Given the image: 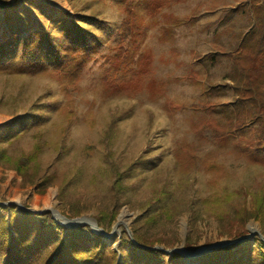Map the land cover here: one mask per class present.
<instances>
[{"label":"rangeland","instance_id":"374dc122","mask_svg":"<svg viewBox=\"0 0 264 264\" xmlns=\"http://www.w3.org/2000/svg\"><path fill=\"white\" fill-rule=\"evenodd\" d=\"M13 1L0 0V41L12 35L6 23L9 11L23 38L34 28L46 29L55 17L70 19L76 12L92 9L85 8L88 0H15L12 11L8 3ZM252 1L179 0L147 17L148 35L136 53L134 67L145 66L138 62L145 57L150 68L143 89L135 96L105 99L101 89L104 65L90 62L78 89L71 91L75 116L67 120L57 110L44 109L49 114L41 126L46 143L36 162L28 161L27 156L39 129L0 144V150L21 163L24 171L21 175L16 165L0 161V202L24 210L51 206L69 218L95 220L108 233L116 226L111 237L101 235L118 253V262L121 237L134 229L166 250L184 246L190 251L253 233L249 240L232 245L231 260H238L248 250L256 252L257 236L264 239V222L252 215L250 191L264 183V166L220 149L210 129L200 140L190 128L193 119L216 115L205 104L229 105L239 96L230 77L228 54L252 28ZM263 5V0L257 1V6ZM103 9L109 22H119L116 9ZM115 42L116 35H107L100 48L109 51L108 45ZM217 52L222 54L215 63L200 59ZM159 84L164 85L161 94L156 93ZM54 99L63 102L65 95L48 77L0 74V131L18 112L24 114L34 104L38 107L39 102L49 104ZM183 140L196 141L203 153H218L219 161L230 170L225 186L243 191L225 208L224 219L203 208L202 199L210 193L209 176L201 170L188 177L178 173L174 148ZM120 176L122 189L116 185ZM45 178L47 188L41 193L35 188ZM157 188L170 194L162 198L155 194ZM152 196L148 209L152 214L159 212L161 204L168 208L174 204L170 220L161 215L147 223L144 209ZM242 244L244 250H236ZM200 257L183 256L180 264H198Z\"/></svg>","mask_w":264,"mask_h":264},{"label":"trees","instance_id":"16d2710c","mask_svg":"<svg viewBox=\"0 0 264 264\" xmlns=\"http://www.w3.org/2000/svg\"><path fill=\"white\" fill-rule=\"evenodd\" d=\"M176 1L179 0H88L85 8L91 6L90 12H76L70 19L55 17L46 29L34 28L23 38L14 21L15 15L9 11L6 23L12 35L0 41V74L48 77L58 83L65 100L54 99L49 104L39 102L38 107L34 104L24 114L18 112L0 131V144L39 129L34 133L36 141L27 156L28 161L36 162L46 143L41 126L49 114L44 109L57 110L59 116L67 120L75 116L71 91L78 89L82 73L90 62L104 65L101 89L105 99L137 95L143 89L150 68L145 57L138 61L145 66L134 67L136 53L148 35L146 19ZM257 1H252L251 30L240 38L237 49L228 54L232 60L230 77L236 84L238 98L229 105L205 104L206 109L216 115L193 119L190 128L200 140L205 138L206 129H210L220 149L245 158L249 164L264 166V5L257 6ZM93 2L97 6L92 5ZM16 3L15 0L9 2L8 7L13 11ZM103 7L120 13L117 24L109 22ZM26 21L23 18V23ZM107 35H116V42L110 43L109 51L103 52L100 46ZM221 54H207L200 59L206 57L215 63ZM163 86L159 84L156 93L161 94ZM174 158L182 177L197 170L209 176L210 193L202 199L203 208L216 218L224 219L225 208L243 191L225 186L230 170L219 161L218 153L213 150L203 153L196 141L183 140L175 146ZM0 161L11 162L19 174H24L22 164L4 150H0ZM121 178L116 180L119 189L123 188ZM45 181L46 178L39 180L35 189L39 187L43 193L47 188ZM156 193L162 198L170 194L165 188L155 189ZM250 195L252 215L264 222V183L250 191ZM153 197L144 209L147 211L144 219L152 223L165 215L170 220L171 210L176 208L174 204L170 208L161 204L159 212L152 214L148 209ZM242 212L240 209L239 213ZM114 217L112 214V219ZM132 235L133 238L125 231L121 237V260L118 262V253L111 249L106 238L87 224L69 228L59 223L51 211L30 212L14 204L0 205V264H180L183 259L177 251L170 253L165 251L166 247L153 248L156 242L135 229ZM256 243V252L248 250L236 261L231 260L234 246H226L201 256L198 264H264V239L257 236ZM242 245L235 246L236 250H244ZM186 246L189 248L190 244Z\"/></svg>","mask_w":264,"mask_h":264},{"label":"water","instance_id":"95a60500","mask_svg":"<svg viewBox=\"0 0 264 264\" xmlns=\"http://www.w3.org/2000/svg\"><path fill=\"white\" fill-rule=\"evenodd\" d=\"M6 203L5 202H0V205H5ZM19 206L23 207L22 205L19 204ZM25 208V207H24ZM26 210L28 211H36V212H46V211H51L52 212V215L53 217L61 224L63 225H66L68 227H78L82 224H89V226L92 228V230H94L95 232H98L100 234H103V235H106V237H111L115 232H116V226L115 228L113 229V231H111L110 233L106 232L105 229L101 228L98 223L95 221V220H91L89 218H86V217H75V218H69L67 217L66 215L60 213L57 209L53 208V207H48L46 210H36V209H33V208H26ZM120 222H122L121 220L117 222V224H119ZM116 224V225H117ZM130 233V236H132L133 238V235L131 232ZM253 235L252 234H248V235H245L239 239H236V240H233V241H228V242H221V243H218V244H213L211 246H208V247H202L200 249H197L196 251H190L188 249H186L184 246H181L180 248H174V249H171V250H166V252H173V251H178L179 253H181L183 256L185 257H200L204 254H208L210 253L211 251H214V250H217V249H221V248H224L226 246H232L234 244H238V243H241V242H244L246 240H249L251 238V236ZM153 248H159V249H164L162 246H154Z\"/></svg>","mask_w":264,"mask_h":264}]
</instances>
